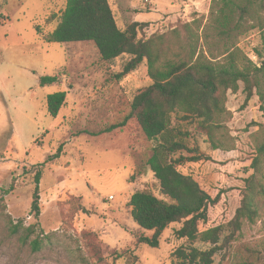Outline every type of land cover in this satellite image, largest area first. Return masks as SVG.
<instances>
[{
    "label": "rangeland",
    "instance_id": "374dc122",
    "mask_svg": "<svg viewBox=\"0 0 264 264\" xmlns=\"http://www.w3.org/2000/svg\"><path fill=\"white\" fill-rule=\"evenodd\" d=\"M67 1L1 0L0 193L14 221L37 225L50 239L34 254L10 239L0 225V264H176L173 254L188 245L175 236L181 224L163 233L159 249L150 248L139 239L154 233L135 223L128 205L136 192L150 191L162 198L159 182L147 167L154 143L136 120H126L135 96L151 84L147 65L119 79L129 56L106 62L91 42H47ZM108 1L121 29L135 22L145 25L140 39L207 19L212 4V0ZM240 46L259 63L255 51L264 52L259 33L244 38ZM47 76L58 82L41 87L40 79ZM60 92L66 93V102L53 117L47 98ZM227 107L232 113L228 128L236 139L232 152L212 151L194 125L175 121L192 133L190 147H199L213 159L180 168L218 200L209 207V220L200 225L201 231L234 218L245 180L253 173L257 125L264 124L259 98L245 104L242 86L237 94L228 93ZM122 123L125 126L111 133L94 136ZM38 171L41 215L36 219L31 206ZM263 244L264 219L246 226L239 241L215 256L214 264L247 260L246 248Z\"/></svg>",
    "mask_w": 264,
    "mask_h": 264
},
{
    "label": "trees",
    "instance_id": "16d2710c",
    "mask_svg": "<svg viewBox=\"0 0 264 264\" xmlns=\"http://www.w3.org/2000/svg\"><path fill=\"white\" fill-rule=\"evenodd\" d=\"M144 27L135 22L121 29L108 0H68L60 24L46 40L57 44L91 42L106 62L129 56L123 72L117 75L119 79L146 63L151 84L135 96L126 120H136L146 138L154 143L147 167L159 182L162 198L150 191L131 196L128 205L132 219L142 230L154 233L151 238L141 237L139 243L159 249L163 233L171 225L181 224L175 236L188 245L173 254L176 264H214L215 256L239 241L246 226L264 219V124L257 125L253 173L245 180L234 218L201 231L200 225L209 220V207L218 200L180 168L213 159L199 147H190L193 135L178 122L194 125L195 133L206 138L212 151L232 152L236 150V139L228 128L232 118L227 107L228 93L237 94L242 86L245 104L257 96L264 111V52L256 49L259 63H254L240 46L244 38L259 33L264 49V0H212L207 19L181 23L167 33L140 39ZM57 82V77L47 76L40 79V86ZM66 96L64 92L48 96L51 116L59 115ZM123 126L125 123L111 126L94 136ZM41 178L38 171L31 206L36 219L41 215ZM0 225L10 239H17L34 254L41 252L50 239L39 233L37 225L14 221L1 193ZM197 243L209 248H197ZM246 251L250 257L237 264H264V246Z\"/></svg>",
    "mask_w": 264,
    "mask_h": 264
}]
</instances>
